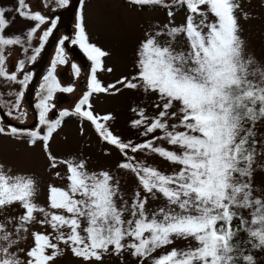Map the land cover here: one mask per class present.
Returning a JSON list of instances; mask_svg holds the SVG:
<instances>
[{"label":"snow or ice","instance_id":"obj_1","mask_svg":"<svg viewBox=\"0 0 264 264\" xmlns=\"http://www.w3.org/2000/svg\"><path fill=\"white\" fill-rule=\"evenodd\" d=\"M58 3L67 6L69 0ZM127 3L139 11L164 8L168 17L163 25L144 30L132 74L106 86L101 82L98 72L111 73L113 69L104 65L108 53L89 42L81 8L71 42L92 64L86 90L74 109L61 110L56 118L49 115L55 107L50 103L54 93L74 91L73 86L61 87L54 75L57 65L67 62L64 44L69 38L64 36L40 84L36 127L0 122V136L26 147L40 144L48 167L62 168L54 174L65 182L64 187L49 184L47 208L38 206L34 176L14 172L0 162V211L17 204L22 209L11 230L7 223H0V264H53L65 250L84 264H102L105 254L121 256L126 251L138 264H257L253 250L264 251V188L256 186L257 172H264V164H257L260 141L256 129L257 123L264 121V66L247 52L240 36L236 13L241 5L236 0ZM176 8L186 12L179 25L174 22ZM8 11L32 22L25 39L5 34L11 25ZM242 15L248 18L247 13ZM45 24L49 18L41 11L33 12L27 0H16L12 9L0 7V81L18 89L0 92V113L4 116L19 112L25 96L19 89H27L32 79L25 71V59L8 71L9 46L27 42L28 47L22 50H31L27 60L36 61L57 21L51 19L38 37L39 45L33 48L31 41ZM181 36L186 49L175 46ZM72 68L79 76L80 68L75 64ZM122 88L142 89L157 97L151 115L143 107L130 109L137 116L131 126L142 129L139 136L145 137L140 142L114 134L108 124L114 119L112 114H97L92 108L94 94H116ZM72 115L81 119V134L87 121L99 139L119 153L116 169L136 182L127 199L120 180L110 170L89 171L85 158L57 157L51 151L54 135ZM106 154L111 153L106 150ZM148 154L178 167L161 171L147 163ZM140 155L145 158L138 159ZM150 198H162L164 203L150 211ZM37 214L43 219L37 220ZM32 223L46 225L52 232H30L31 245L20 248V240L25 239L20 233L28 232ZM174 239L195 241V246L173 247L154 255L172 245ZM61 243L66 248H61Z\"/></svg>","mask_w":264,"mask_h":264},{"label":"rangeland","instance_id":"obj_2","mask_svg":"<svg viewBox=\"0 0 264 264\" xmlns=\"http://www.w3.org/2000/svg\"><path fill=\"white\" fill-rule=\"evenodd\" d=\"M241 5L237 11L240 24V36L246 43L247 52L255 57L264 66V0H236ZM84 14V24L89 42L94 43L102 50L108 53L103 58L105 67H111V73L107 71L98 72V78L106 86L114 83L122 75H130L134 72L133 61L136 59V49L143 32L150 26L163 25L167 22L166 10L161 7L145 8L139 11L132 7L126 0H84L82 5ZM242 13H247L248 18H244ZM186 12L175 9L174 22L179 25L184 21ZM15 34L22 33L15 29ZM26 42L22 46H10L9 50H14L15 58L7 60L8 71L11 72L14 63L20 59H25V53L22 48L27 47ZM34 44H32V47ZM183 45L186 49L184 38L178 37L175 46L178 48ZM27 63L25 64V66ZM22 78V77H21ZM16 86H9L0 81V92L17 91ZM19 90H22L20 88ZM73 93V92H71ZM155 93H145L140 90L121 89L116 94H94L91 97L92 108L97 114L111 113L114 117L109 121V127L114 134L121 136L124 140L140 142L145 137L139 136L142 129H136L131 126V120L137 116L130 109L133 107H143L151 115L154 111L152 105L157 103ZM7 111V109H4ZM175 110V109H173ZM81 119L76 116L66 117L62 127L54 135L51 141V151L57 157L76 156L83 157L88 161L89 171H98L101 169L110 170L120 180L121 192L127 199L136 187L133 176L124 171L116 169V163L120 155L116 149L105 144L99 139L93 126L87 121L83 122V134L80 131ZM257 139L260 143L257 145V164H264V121L257 123ZM160 133L158 132L157 135ZM106 150L111 154H106ZM131 154V153H130ZM145 158L143 155L138 159ZM148 164L158 167L161 171L171 172L177 165L170 164L158 156L148 154L146 157ZM0 162L11 167L14 172L27 173L33 175L37 182V190L34 197L38 206L47 208L48 185L64 187L65 182L55 176V171L61 169H51L48 167V161L41 150L40 144L34 147H26L25 144L17 142L5 136H0ZM256 186L264 188V172L258 171L256 174ZM164 203L162 198L156 200L149 199L148 209L151 211ZM117 204H120L119 198ZM22 214L19 205H13L11 208H5L0 211V223H7L9 230L12 229L15 218ZM43 216L37 214V220H42ZM42 231L52 232V229L46 225L32 223L28 232H21L20 235L25 239L20 240L19 247L26 248L32 243L30 232ZM195 246V241L174 239V243L166 248L159 249L154 255L169 251L171 248L184 249L187 246ZM61 248H66L61 243ZM20 258L24 256L21 253ZM257 264H264V251L258 250ZM53 264H84L77 257H74L70 250L58 256ZM96 264V262H93ZM102 264H138L137 259L132 257L129 252H124L121 256L111 253L105 254ZM146 264H150L146 262Z\"/></svg>","mask_w":264,"mask_h":264},{"label":"flooded vegetation","instance_id":"obj_3","mask_svg":"<svg viewBox=\"0 0 264 264\" xmlns=\"http://www.w3.org/2000/svg\"><path fill=\"white\" fill-rule=\"evenodd\" d=\"M70 1V0H69ZM127 1V0H126ZM27 3L31 6V10L33 12L35 11H41L42 14L46 15L49 18V24H45L44 26L41 27L40 30L35 34L33 40L31 41V44H34L33 46L36 47L39 45V39L38 37L42 35L43 31L50 26V21L51 19H56L57 21V27L53 30L52 35L50 36L52 39V43L50 46V49L48 51L47 59L42 66V69L38 73V81L35 84L34 91H33V104L34 107L35 105L39 102V96L37 95L41 90H40V84L43 82V77L47 74V71L51 67V62L55 58L57 48L59 46V41L64 37L67 36L69 39L66 40L65 43L68 44L69 47L74 48L75 46L77 47L78 45L73 44L71 41L75 38V33L77 31L76 29V21H74V12L71 15V18L64 17L63 20H60V15L58 11H61L66 6L61 7L58 3V0H27ZM47 5V6H46ZM16 6V0H0V7H4L6 9H12ZM82 5L80 1V6H79V11H81ZM7 17L11 20V25L8 27L5 31V34L8 36L12 35H21L22 39H25L26 36V31L29 27H31L32 22L22 19L19 16H17L14 12L8 11L6 13ZM21 31L22 33L15 34L16 30ZM28 47V45L26 44ZM33 47V48H34ZM9 48H11L9 46ZM33 53L31 50H29L28 53H25V56H30ZM8 60L14 59L15 61V52L14 50H9L8 53ZM64 55L66 58V63L65 64H58L54 75L56 76L57 80L59 81L61 87H67V86H73L74 88L76 87L78 81L72 65L75 64L80 68V65L74 57H70V52L64 47ZM18 60V59H16ZM18 62V61H17ZM26 63L27 65L33 63L29 62L26 58ZM46 68V72H43V69ZM13 70V68H12ZM11 70V71H12ZM35 68L25 70L27 73H31L33 75ZM81 70V69H80ZM25 89H22L24 91ZM62 93L60 91H57L54 93L52 100L50 101L51 104H53L55 107L53 108L52 112L49 113L50 118H56L58 116L59 111L63 110V103H59L56 98L57 94ZM64 93V92H63ZM69 96L72 94L71 92L67 93ZM60 98V97H59ZM61 99V98H60ZM27 106V105H26ZM37 117H38V109L35 107ZM4 112H7L4 110ZM20 113H26V115H20ZM73 116V115H72ZM13 121L17 123H29L31 119H33L32 112L30 111L29 108L25 107V104L23 102V98L21 99L20 103V110L19 112H14L13 116L9 117ZM38 123V120L35 123V127ZM33 126V127H34ZM30 129V128H28ZM32 129V128H31Z\"/></svg>","mask_w":264,"mask_h":264},{"label":"water","instance_id":"obj_4","mask_svg":"<svg viewBox=\"0 0 264 264\" xmlns=\"http://www.w3.org/2000/svg\"><path fill=\"white\" fill-rule=\"evenodd\" d=\"M80 1L81 0H70L69 4L66 7L61 9V11H58L60 15V20H63L64 17L66 16L68 19L71 18V15L74 12V21H76L77 23V14L79 11ZM51 43H52V39L51 37H49V39L45 43L44 49L41 51L36 61L25 66V70L35 68L34 73L32 75V79L29 82V86L27 89L24 90L25 96L23 97V102L25 104V107L30 109L33 115V119H31L29 123H17L13 121L12 119H10L9 117L4 116L2 113H0V122L4 123L5 125L12 124L20 128H30V129L35 128L34 125L37 121V113H36V109L33 104V91H34L35 84L38 81L37 80L38 73L42 69V66L44 65L47 59V55H48V51L50 49ZM64 47L70 52V57H74L75 59H77L81 70H80V75L77 78L78 83L76 87L74 88L73 93L70 96L65 92L59 93L57 94L58 98H56V100L59 103H63V110L68 109L69 111H72L74 109L75 104L78 102L79 98L82 97L83 92L86 90L87 79H88V75L91 70L92 62L88 59V56L86 55V53L79 46L77 47L75 46L74 48H71L68 46L67 43H65ZM46 70L47 69L44 68L43 72H46Z\"/></svg>","mask_w":264,"mask_h":264},{"label":"trees","instance_id":"obj_5","mask_svg":"<svg viewBox=\"0 0 264 264\" xmlns=\"http://www.w3.org/2000/svg\"><path fill=\"white\" fill-rule=\"evenodd\" d=\"M176 9L183 10V9H181V8H176ZM257 252H258V250H253V254H254L255 256L257 255Z\"/></svg>","mask_w":264,"mask_h":264}]
</instances>
